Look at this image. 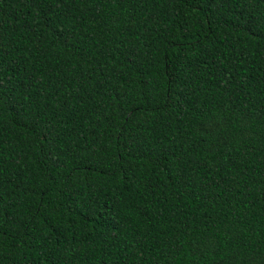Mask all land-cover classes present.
Wrapping results in <instances>:
<instances>
[{
  "label": "trees",
  "instance_id": "trees-1",
  "mask_svg": "<svg viewBox=\"0 0 264 264\" xmlns=\"http://www.w3.org/2000/svg\"><path fill=\"white\" fill-rule=\"evenodd\" d=\"M0 264H264V0H0Z\"/></svg>",
  "mask_w": 264,
  "mask_h": 264
}]
</instances>
